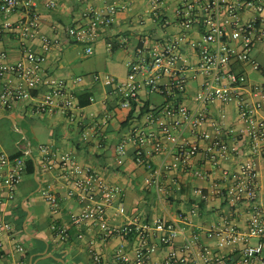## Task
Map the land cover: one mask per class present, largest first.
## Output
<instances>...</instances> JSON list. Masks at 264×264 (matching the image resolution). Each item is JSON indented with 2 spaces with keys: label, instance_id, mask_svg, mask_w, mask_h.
<instances>
[{
  "label": "built area",
  "instance_id": "built-area-1",
  "mask_svg": "<svg viewBox=\"0 0 264 264\" xmlns=\"http://www.w3.org/2000/svg\"><path fill=\"white\" fill-rule=\"evenodd\" d=\"M39 1L0 0V41L11 34L23 49V55L17 60H11L6 51L0 52V106L24 103L33 115L62 113L72 116L73 111L81 107L76 86L84 82V77L60 78L46 68L49 52L58 39L42 30L44 20L38 9ZM101 1L99 5L86 8L84 24L66 29L68 40L86 44L89 53L93 52L92 43L101 37L102 30L115 22L121 10L135 4V0ZM144 1L150 18L146 20L140 16L138 24L143 28L152 24L151 32L140 35L127 57V75L121 78L98 72L93 76L109 87V93L117 97L125 109L137 107L141 112L146 106L140 98L143 88L164 97L160 105L146 110L144 114L149 124L134 134L135 161L148 170L158 187L164 174L172 171H189L195 177H209V170L193 167L200 145L191 136L208 140L206 160L214 164L239 150L224 138L221 128H217L214 135L201 129L208 120L207 107L215 100L235 103L242 125L229 129V134L247 137L251 153L264 156V116L261 114L264 82L252 81L248 72L251 69L264 74V66L256 57L257 47L264 45V0ZM44 5L52 9L58 4L56 0H45ZM36 43L40 44V51L33 48ZM192 82L197 83L195 107L182 100ZM89 101L96 99L89 96ZM108 117L104 112L103 122ZM42 151L47 156L57 155L56 148L50 145L43 146ZM126 152L127 142L122 141L117 146L119 165L124 163ZM156 154L164 157L159 165L152 160ZM61 161V178L82 206L80 212L71 213L69 223L54 225L62 237H68L71 226L75 225L80 228L77 237L84 238L82 228L87 224H97L104 236H134L138 240L134 248L137 264H152L151 256L159 247L168 250L163 264H256L264 260V215L259 210L248 218L246 232L226 220L223 228L208 231V236L216 240L219 248L244 242L236 254L213 251L198 241L196 231L175 249L177 238L184 235L182 223L155 217L112 225L107 218L108 207L116 203L118 212L126 213L119 196L120 188L102 181L93 167L78 163L68 152L61 156ZM25 172L24 155L0 154V188L6 191L9 200L15 198ZM222 175L229 181L224 196L230 204L256 201L260 181L254 159L241 162L237 169L224 168ZM172 190L171 186L164 187L162 193L169 196ZM195 192L200 202L207 198L202 188L197 187ZM44 195L54 211L59 210L60 198L50 189L44 191ZM13 228L12 222L0 221V233ZM248 237H256L257 242L247 243ZM17 249L24 251L22 245ZM91 250L94 264H101L100 253L92 245ZM116 258L120 262L131 260L123 249Z\"/></svg>",
  "mask_w": 264,
  "mask_h": 264
},
{
  "label": "crops",
  "instance_id": "crops-1",
  "mask_svg": "<svg viewBox=\"0 0 264 264\" xmlns=\"http://www.w3.org/2000/svg\"><path fill=\"white\" fill-rule=\"evenodd\" d=\"M115 1V0H108ZM144 0H135L134 5H142ZM57 7L48 9L39 1V12L44 20L42 30L58 39L49 52L46 68L55 76L72 79L84 77V82L76 86L80 96L90 94L96 101L81 105L73 111L72 116L62 113L31 114L24 103L13 104L9 107L0 106V154L14 155L19 150L24 152L27 159L31 156L35 161V172H25L15 198L9 200L5 190L0 188V221L12 222V231L0 233V264H94L91 245L100 253L101 264H137L134 248L138 240L134 236L122 235L104 236L100 234L97 224H87L82 230L85 237L80 239L77 233L79 227L72 225L68 237L57 233L54 225L70 222L71 213L81 210V204L70 194V189L64 184L61 174L63 163L61 156L70 153L82 165L93 167L102 181L109 182L120 188L122 202L126 213L121 214L114 206L107 209V218L112 225L126 224L130 220H149L161 217L178 220L184 226V235L177 238L175 249L185 242L194 231L198 233V241L210 246L215 252L235 253L244 245L238 242L223 248L217 247L216 240L208 236L210 229L223 228L224 221L236 225L242 232L248 229V218L256 210L264 215V156L251 153L247 137L232 136L229 129H238V110L235 103L225 104L215 100L207 107L208 120L201 129L215 134L221 128V134L228 142L238 146L239 150L227 158L220 159L214 164L206 159L205 149L208 140H198L200 152L194 159L193 167L200 166L211 172L207 178L195 177L189 171H172L164 174L158 187L152 180L148 170L135 161L133 140L137 129L145 128L149 122L145 116L149 107L160 105L164 97L157 92L140 90V98L146 106L139 109H125L117 97L109 93V87L102 80H95V73H112L124 78L127 75L126 59L135 48L140 35L149 34L152 24L141 27L138 18L143 17L141 9L134 6L121 10L115 22L104 28L101 37L92 43L93 52H87V45L68 40L66 29L69 26L84 24L86 8L101 4V0H56ZM147 13V12H146ZM15 19L17 16L14 17ZM83 54L95 55L88 60H82ZM33 48L40 51L39 43ZM119 50L124 52L120 62L113 63L114 71H102V57L114 56ZM9 53L11 60L19 59L23 53L20 44L11 34L0 41V52ZM256 57L264 66V45L257 47ZM81 60V61H80ZM238 66H236L237 68ZM243 68V67H241ZM81 71H78L80 70ZM254 71L249 69L250 73ZM256 72V71H255ZM264 76L261 72H258ZM251 79V78H250ZM252 81L264 82L259 79ZM197 83L192 82L189 90L182 96L184 103L191 107L197 105L194 90ZM83 100L87 98L83 97ZM89 100V99H88ZM104 112L109 117L104 121ZM264 116V110L261 112ZM127 120V123L124 121ZM86 137V138H85ZM127 142V152L124 163L117 162V146ZM264 144V141H263ZM50 145L57 150L56 156H47L42 147ZM163 154L152 157L155 165L163 160ZM254 159L259 173L260 186L255 202L230 204L224 196L225 187L229 181L222 175V169H237L239 164L247 159ZM171 186V195H164L162 189ZM204 190L207 198L200 202L195 189ZM50 189L60 198V208L54 211L44 191ZM183 218V219H182ZM155 241H157L154 238ZM247 243H256V237H248ZM92 243V244H91ZM18 245L24 251L17 249ZM120 249L129 253L131 260L120 262L117 253ZM168 250L159 247L151 256L152 264H163ZM264 264V260L256 262Z\"/></svg>",
  "mask_w": 264,
  "mask_h": 264
},
{
  "label": "rangeland",
  "instance_id": "rangeland-1",
  "mask_svg": "<svg viewBox=\"0 0 264 264\" xmlns=\"http://www.w3.org/2000/svg\"><path fill=\"white\" fill-rule=\"evenodd\" d=\"M134 7L136 9H141V12L143 13V18L146 19V20H149L150 18V14L149 13H146V9H147V5H145V1L142 2V5L140 4V6L137 4V5H134ZM150 22V21H148ZM78 49L82 52V48L80 46H78ZM95 55H87V54H83L82 52V60H88L90 58H93ZM124 55V52L119 50L114 56H107L106 58L105 57H102V71H105V72H113L114 71V65L113 63L116 62H120V60H118L119 58L121 59ZM81 61V60H80ZM78 71H81L78 70ZM250 78L251 79H259L261 81H264V76L261 75L260 73H258L257 71H252L250 73Z\"/></svg>",
  "mask_w": 264,
  "mask_h": 264
},
{
  "label": "trees",
  "instance_id": "trees-1",
  "mask_svg": "<svg viewBox=\"0 0 264 264\" xmlns=\"http://www.w3.org/2000/svg\"><path fill=\"white\" fill-rule=\"evenodd\" d=\"M89 96L90 94H86L85 96H80V104L86 105L89 103ZM83 97L87 98V100H83ZM124 123H127V120L124 121ZM14 155H20L23 156L24 152L22 150H19ZM26 172L29 174H34L35 172V161L31 156H28L26 159Z\"/></svg>",
  "mask_w": 264,
  "mask_h": 264
}]
</instances>
